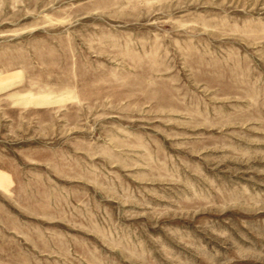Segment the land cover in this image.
<instances>
[{"label":"rangeland","instance_id":"obj_1","mask_svg":"<svg viewBox=\"0 0 264 264\" xmlns=\"http://www.w3.org/2000/svg\"><path fill=\"white\" fill-rule=\"evenodd\" d=\"M0 264H264V0H0Z\"/></svg>","mask_w":264,"mask_h":264}]
</instances>
